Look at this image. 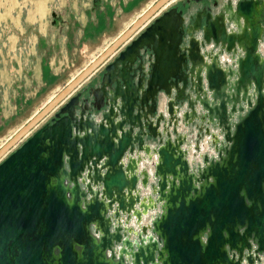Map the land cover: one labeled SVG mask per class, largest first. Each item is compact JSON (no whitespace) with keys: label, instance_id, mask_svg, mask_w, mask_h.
I'll return each mask as SVG.
<instances>
[{"label":"water","instance_id":"1","mask_svg":"<svg viewBox=\"0 0 264 264\" xmlns=\"http://www.w3.org/2000/svg\"><path fill=\"white\" fill-rule=\"evenodd\" d=\"M173 1L152 3L0 147L53 112L0 162V264L264 254V0H186L154 17ZM194 130L216 153L192 152L195 166Z\"/></svg>","mask_w":264,"mask_h":264},{"label":"rangeland","instance_id":"2","mask_svg":"<svg viewBox=\"0 0 264 264\" xmlns=\"http://www.w3.org/2000/svg\"><path fill=\"white\" fill-rule=\"evenodd\" d=\"M87 1L92 0H0V147L57 93L54 86L62 79L48 81L43 67L61 56L69 13L73 7H90L83 4ZM155 1L127 0L129 8L122 12L120 24L130 22ZM180 2L175 0L166 8ZM52 114L1 155L0 162Z\"/></svg>","mask_w":264,"mask_h":264},{"label":"crops","instance_id":"3","mask_svg":"<svg viewBox=\"0 0 264 264\" xmlns=\"http://www.w3.org/2000/svg\"><path fill=\"white\" fill-rule=\"evenodd\" d=\"M126 1L92 0L83 3L84 5L90 3V7L86 5V7L83 6L79 9L72 8L69 13L70 22L66 25V40L64 39L65 41L59 49L61 56L58 59H50V67H43L42 75L47 77L48 81L62 79L60 83L54 86V91L57 93L61 91L145 11L134 16L130 22L124 20L120 24L122 12L129 8ZM166 9L168 8H162L154 17ZM40 69L42 71V67ZM48 69L50 73L47 72ZM180 128L183 127L178 128L177 131L180 133L188 131V129L183 128L181 132ZM195 135L196 130L191 134V144Z\"/></svg>","mask_w":264,"mask_h":264},{"label":"built area","instance_id":"4","mask_svg":"<svg viewBox=\"0 0 264 264\" xmlns=\"http://www.w3.org/2000/svg\"><path fill=\"white\" fill-rule=\"evenodd\" d=\"M223 61H226L229 63L228 59H224ZM209 141H210V136L206 135L203 136V138L201 139V141L199 142L200 148L202 150V154H207L208 157H216V153L213 149V147H211L209 145ZM192 153L191 155L188 156L189 160H191L192 158ZM156 161V157L153 156L151 161H148L146 165H141V169H145L147 171V185L145 188L140 187V185L137 187L138 189H140L139 195L141 197H145L147 198L149 195H151V185L154 184V180H153V164ZM190 165V164H189ZM190 167H192L190 165ZM192 169V168H191ZM157 213L156 211H150L146 216L142 217V225H148L150 223V220L153 216H155V214ZM243 264H246V262L244 261ZM253 264H264V254L260 255L258 260H255Z\"/></svg>","mask_w":264,"mask_h":264},{"label":"flooded vegetation","instance_id":"5","mask_svg":"<svg viewBox=\"0 0 264 264\" xmlns=\"http://www.w3.org/2000/svg\"><path fill=\"white\" fill-rule=\"evenodd\" d=\"M186 0H181V2H185ZM223 1H226V0H210V2H218V3H221V2H223ZM191 2H193V1H191ZM143 28H140V29H138L136 32H134L132 35H131V38L130 39H128V41H126V42H124V44L123 45H126L127 43H129V41L131 40V39H133L141 30H142ZM135 34V35H134ZM263 50H264V38H262L261 40H260V42H259V45H258V52H260L261 54H263L264 52H263ZM52 117V116H51ZM51 117L49 118V120L51 119ZM49 120L47 121V122H49ZM46 122V123H47ZM181 132L183 131V128H180L179 129ZM190 137V136H189ZM189 137H188V141H189V144L191 145V149H192V151H190L189 153H194L195 154V156L198 158V159H200V155H202V150H201V148H200V146L198 145L197 147L194 145V142L191 144L190 143V140L191 139H189ZM183 147H185V144H184V146ZM185 149V148H184ZM193 155V154H192ZM192 158V157H191ZM196 162H198V160H196V158H194V159H191V160H189V163L192 165V164H194V166L196 165Z\"/></svg>","mask_w":264,"mask_h":264}]
</instances>
